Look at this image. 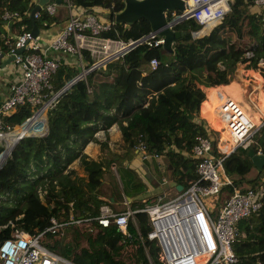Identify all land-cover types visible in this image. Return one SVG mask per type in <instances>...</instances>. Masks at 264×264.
<instances>
[{"label": "trees", "instance_id": "trees-1", "mask_svg": "<svg viewBox=\"0 0 264 264\" xmlns=\"http://www.w3.org/2000/svg\"><path fill=\"white\" fill-rule=\"evenodd\" d=\"M49 1L54 2V11L48 13L43 7L37 11L34 19L38 28H45L56 20L55 1ZM70 2L110 21L109 28L101 32L103 36L136 38L150 30L144 18L125 30L121 22L113 21L114 13L123 6L122 0ZM32 5V0H0V14L4 10L18 14L17 19L9 22L8 29L0 17L1 55L13 47L22 31L30 29L28 11ZM248 5V0H231L229 10L202 35L197 34L202 24L194 17L183 19L173 28L186 32L172 41L170 50L139 43L122 57L89 68L83 78L76 79L55 96L46 112L45 132L23 136L0 163V242L15 226L36 232L48 226L52 218L64 221L69 214L76 218L96 215L101 203H110L111 193L101 185L104 173L111 171V164L122 193L131 197L129 189L139 186L141 181L127 163L138 152L135 146L139 142L146 152L162 156L165 173L185 188L196 177L195 162L190 155L194 137L211 136L205 121L194 113L200 112L204 102V90L199 85L230 82L236 65L245 61L253 64L246 66L257 72L264 70V59L263 63H257L264 57V11L251 12ZM81 56L89 67L93 59L84 49ZM152 57L157 64L149 69L147 62ZM78 72V65L60 58L50 77L49 92L57 91ZM29 113L30 107L21 105L2 120L13 126ZM112 123L119 129L117 142L121 151L96 158L85 154L83 148L90 140L97 142L99 149L105 146L95 132L107 130ZM9 137L7 134L6 140ZM250 147L264 154V122L246 146H237L222 160L224 173L239 190L254 187L262 178L264 164L254 169L246 154ZM73 161L81 173L70 166ZM112 179L113 176L111 186L115 187ZM223 190L230 191V185ZM130 203L141 205L140 200ZM134 218L148 255L157 264V246L145 235L146 214L137 211ZM83 225L88 226L80 229L81 233L76 232L77 226L73 223L57 227L61 230L59 235L48 232V238H54L50 243L44 242L45 246L79 264H147L131 223L127 225L130 236L124 240L113 224L100 226L92 220ZM91 225L98 230L92 232L88 228ZM236 225L239 233L231 245L236 259L231 264H264V192L260 207L239 219ZM63 227H69L70 233L66 234ZM80 241L85 244L78 247Z\"/></svg>", "mask_w": 264, "mask_h": 264}, {"label": "built area", "instance_id": "built-area-1", "mask_svg": "<svg viewBox=\"0 0 264 264\" xmlns=\"http://www.w3.org/2000/svg\"><path fill=\"white\" fill-rule=\"evenodd\" d=\"M32 1L34 3L35 0ZM62 1L66 8V19L61 28L46 42L41 44L39 35L32 37L29 30H25L17 36L13 47L2 54L10 55L13 48L25 47L9 61L15 67V73L9 81L7 95L0 99V140L3 141L0 153L5 152L4 158L10 154L5 149L9 146L13 148L23 136L45 131L46 112L56 92H49L50 77L60 58L70 64L73 61L80 64L82 74L79 78H83L89 68L116 60L139 43L157 46L162 42L161 35L152 30L136 38L103 36L101 32L109 28L110 21L100 19L94 12L85 11L70 0ZM230 2L231 0H198L191 7L189 0H183L182 10L165 9L163 15L169 27L174 26V20L179 22L188 17H194L202 27L212 26L229 10ZM248 2L255 12L264 11V0ZM41 7L51 13L54 11V2L47 1ZM36 14L37 11L33 16ZM0 17L4 21L3 26L8 29L9 22L17 19L18 14L16 11L4 10ZM82 49L93 59L89 67L82 60ZM67 56L76 58L68 61L65 58ZM156 64V58L152 57L147 62V68L153 69ZM67 83L68 81L64 84ZM220 104L219 112L226 113L223 127L226 137H222L220 133L216 140L210 135L198 134L194 137L190 155L195 162L196 177L185 188L173 187L169 193L163 191L154 194L140 201V206H131L129 200L124 199V207L113 210L108 203L103 202L98 207V213L92 217L76 218L69 214L64 221L52 218L48 226L36 232L15 226L9 236L0 242V264H40L42 261L45 264H79L47 248L40 242V238L42 233L44 238H48V232L62 225L73 223L80 226L92 220L100 226L113 224L124 235L123 240L130 236L127 225L131 223L135 237L142 245L147 264H155L148 255L147 245L134 218L137 211L146 214L148 229L145 235L146 239L153 240L157 246V264L233 263L236 258L231 245L239 233L236 223L260 207L264 176L254 187L239 190L224 173L221 163L234 148L249 143L251 135L264 119L260 125L254 126L253 123L248 127L250 118L237 100L226 97ZM21 105L29 106L30 113L18 124H5L3 116L13 113ZM16 127L18 130H14ZM7 134H12L9 140L5 138ZM220 144H227V147L222 149ZM135 148L141 152V158L157 156L155 152H146L140 142ZM227 185H230L231 190L226 191L224 197L218 201L222 189ZM208 195L217 201L214 217L202 201V197Z\"/></svg>", "mask_w": 264, "mask_h": 264}, {"label": "rangeland", "instance_id": "rangeland-1", "mask_svg": "<svg viewBox=\"0 0 264 264\" xmlns=\"http://www.w3.org/2000/svg\"><path fill=\"white\" fill-rule=\"evenodd\" d=\"M262 59H264V57L263 58H260L257 61V63L260 60H262ZM246 63H247V61L242 62V63H239L238 65H236L238 67L237 70H240V72H241L240 73L241 78H238L239 79L238 82L240 84H242L241 86L243 88V89L240 88V90H239V96H236V97L238 99L237 100L238 103L242 106V108L244 109V111L247 114H250V115L253 114V113L256 114V119H255L254 126L256 124L258 126V125H260V123L262 121V118H264V114H260L259 113V106L257 104V101L258 100H257V96H256L255 91L254 92H251V93H248L247 87H249V83H252L253 86H254V84H256V85H259V87H262V86H264V79L262 78V80L261 79L259 80L256 77L257 72L256 71H252V69H250V66H246ZM256 64H254V65H256ZM75 65H77V64H75ZM80 68H81V66L79 64L78 65V69L80 70ZM262 72L264 73V70L258 71V73H260L261 76H262ZM234 78H236V76L235 77L232 76L231 80H233ZM230 83H229V85L230 86H233ZM232 93L235 94V95H237L234 91ZM219 119H221V117ZM206 125H208V124H206ZM209 130H211V136L216 140L217 139V135L220 133V131L214 132V130L211 127L209 128ZM212 130H213V132H212ZM95 136H98L99 137L98 139H101V140L103 139L104 142H105V146L103 148H100L99 149L98 148L99 147L98 143H96V142H94L92 140L91 142H89L84 147V150H86L87 152H89L94 158H96L95 154L97 156L98 155H101V154H104V156H105V155H109L110 153L115 152L117 150L121 151L122 147L119 146L118 145V142H117L118 141V137L113 136V135H110V136L109 135H106L102 129H100L97 132H95ZM136 154L130 159L129 165H131L133 169L138 170V172H136V171L135 172H136V175L138 173V175L140 176L139 177L137 175L138 178H139V181H141L142 186L140 184L139 186H135V187L129 189V192H131L130 193V196H131L130 202H132V201L135 200L134 197L149 196L150 193L155 194L153 192H155L157 189L161 188L160 185H157V186L155 185L154 186V184L156 183L154 179H155L156 176H158L157 175V172H159V176L161 174H163V176H165V159L162 156L159 157V159H161V162L157 165L156 162H155L156 161L155 158H151L149 156L144 157V158H141V152H139V151L136 152ZM145 163L147 164V167H149L148 168L149 171L148 170H144V171L141 170V168H143V164H145ZM109 168H110L111 171H108V173H104V175H103V180L104 181L102 182L101 187L104 190H106L107 192H110L111 193L110 194L111 195L110 197H112V196L114 197L113 201H115V202H112V200H110L111 198H109L110 205H111L110 208L113 209V210H116V209H120L121 207L124 206V204H122L123 198L121 197V195H124V194L122 193L121 183H120V181L118 179V175H117V173L115 171L114 164H111L109 166ZM166 168H167V166H166ZM140 173H142V174H140ZM166 173H168V172H166ZM111 176H113V179L112 180L115 183V187L114 186L113 187L111 186V183H110L111 182V180H110V177ZM129 185H130V183L127 184V188H129ZM151 186H153V188H151ZM39 191L40 190H38V192ZM225 194H226V191L223 190L221 192V194L219 195L218 201L221 200L224 197ZM124 196H126V195H124ZM137 200H139V199H136L135 201H137ZM202 201L206 205L207 209L210 211L211 216L214 217L215 214H216V207L215 206L217 204V201L215 199H213V197L210 196V195L203 196L202 197ZM85 226H88V225L80 224V226H77V231L76 232H78V233L83 232L80 229L86 228ZM91 226L92 227H88V228H90V230L92 232H95L96 230H98L97 227H93V225H91ZM62 230L66 231L65 232L66 234L67 233H70L69 232V227L67 229L65 227H63ZM60 231H61L60 228H57V229H55L52 232H55L54 236H58L59 233H60ZM75 235H76V233H75ZM54 236H50L49 238H44V236H42L40 238V242L43 243V244L46 241L50 243V242H52V239L54 238ZM83 244H85V241H80L78 243V245H79L78 247H80Z\"/></svg>", "mask_w": 264, "mask_h": 264}, {"label": "crops", "instance_id": "crops-1", "mask_svg": "<svg viewBox=\"0 0 264 264\" xmlns=\"http://www.w3.org/2000/svg\"><path fill=\"white\" fill-rule=\"evenodd\" d=\"M55 15H56V20L55 21H53V22H50L49 24H48V26H46L45 28H39V38H40V43L42 44V43H44V42H46L53 34H55L60 28H61V26H62V24L64 23V21H65V19H66V8H65V6L61 3V2H55ZM194 5L191 3V7H193ZM248 9H249V11H251V12H255L256 10L254 9V8H252V6H249L248 5ZM202 28H204V27H202ZM199 31H201V29L199 30ZM8 55H1L0 56V61L1 60H3V59H5L6 57H7ZM68 61H72V60H74L76 57H70V56H67V57H65ZM260 63H263V60H260ZM72 64H74L75 65V62L73 61V62H71V65ZM239 64V63H238ZM237 64V65H238ZM247 64H250V63H246V65ZM250 65H253V64H250ZM7 67V68H6ZM237 66H236V68L234 69V73H233V77H235L236 76V78H234L233 80H230V82H228V83H223V84H217V85H213V86H202V85H199L200 87H202L203 88V90H204V98L202 99V101L204 100V102L202 103V108H201V110H200V112L199 113H196L195 111H194V113L197 115V117H199V118H202L205 122H206V124H208L207 126H208V128H212L213 130H214V132H216V131H220V134H221V136L222 137H224L225 138V136H226V132L225 131H223L222 130V128L224 127V124H225V121H224V119L222 118V116L220 115V110H219V108H218V105H219V103H215L214 102V99H216L215 97H214V93L215 92H220L222 95H223V99L224 98H226V97H231V98H233V99H235V100H238L237 99V95H235V94H233L232 92L233 91H231V90H229L227 87H229L230 85H229V83L231 84V85H238V86H240L241 88H242V84H240L238 81H239V79L238 78H241V76H240V70H237ZM250 69H252V68H250ZM252 71H256V70H254V69H252ZM262 71V70H261ZM257 72V71H256ZM15 73V67L13 66L12 67V64H10V63H7V64H0V99L2 98V97H4L5 95H7V92H8V85H9V81L12 79V77H13V74ZM253 73V72H252ZM263 73V72H262ZM235 75V76H234ZM256 77L260 80H262V78L264 79V77L263 76H261V74L260 73H258L257 72V74H256ZM233 81V82H232ZM252 82V81H251ZM229 85V86H228ZM264 86H262V87H259V85H256V84H254V86H253V84L252 83H249V87H247V90H248V93H251V92H254L255 91V93H256V96H257V104H258V106H259V113L260 114H264V88H263ZM243 89V88H242ZM201 101V102H202ZM199 104H200V102H199ZM248 116H249V118H251V120H255L256 119V117L255 116H253V115H250V114H247ZM221 117V119H219ZM263 119L264 118H262V121H263ZM210 125V126H209ZM17 128V127H16ZM212 130V131H213ZM104 131V133L106 134V135H113V136H116V137H118V134H119V129H118V127H117V124L116 123H112L108 128H107V130H103ZM223 131V132H222ZM9 138H11L12 137V134H9ZM97 138H99L98 136H96ZM92 140H90V141H88L86 144H85V146L89 143V142H91ZM95 142V141H94ZM97 143V142H96ZM84 146V147H85ZM220 146L222 147V149H224L225 147H227V144H220ZM99 148V147H98ZM83 152L85 153V154H87L88 156H90V157H93L89 152H87L86 150H84V148H83ZM256 152H259V150H257ZM260 153V152H259ZM136 154V153H135ZM134 154V155H135ZM138 154V153H137ZM136 154V155H137ZM133 155V156H134ZM95 156L97 157V155L95 154ZM132 156V157H133ZM131 157V158H132ZM159 157L160 156H156L155 157V159H156V164L158 165L160 162H161V159H159ZM94 158V157H93ZM151 158H154V157H151ZM130 161V160H129ZM129 161H128V166L129 167H131L132 168V166L131 165H129ZM123 163L125 164L126 163V161L124 160L123 161ZM70 166L71 167H74L75 169H77L78 171H80V173H81V169L78 167V165L76 164V162L75 161H73L71 164H70ZM254 167V166H253ZM148 168L149 167H147V164L145 163V164H143V168H141V170H148ZM256 167H254V169H255ZM133 169V168H132ZM134 171H136V172H138V170H136V169H133ZM159 170V169H158ZM149 171V170H148ZM140 174H142V173H140ZM137 175H138V173H137ZM157 175L158 176H154L155 177V184H154V186L156 185H160L161 186V188H159V189H157L155 192H153V193H160V192H163V191H165V192H167V193H169V192H171V190H172V188H173V186H165V184H164V182H166V181H168L169 179H171L170 178V174L169 173H165V176H163V174H161L160 176H159V172H157ZM139 176V175H138ZM249 176H251V175H249ZM264 176V167H263V173H262V177ZM140 177V176H139ZM161 180V181H160ZM151 188H153V186H151ZM154 194H152V193H150V195L149 196H139V197H134V199L136 200V199H139L140 201H142L143 199H145V198H149V197H151V196H153ZM121 197L123 198V200L125 199V200H130L131 199V197H127V196H124V195H121ZM111 199L110 200H112V202H115V201H113V199H114V197L112 196V197H110ZM106 203V202H105ZM122 204H123V201H122ZM110 207H111V205H110V203L108 204ZM124 207V206H123ZM123 207H121V208H123ZM120 208V209H121ZM77 226H79V225H77Z\"/></svg>", "mask_w": 264, "mask_h": 264}, {"label": "water", "instance_id": "water-1", "mask_svg": "<svg viewBox=\"0 0 264 264\" xmlns=\"http://www.w3.org/2000/svg\"><path fill=\"white\" fill-rule=\"evenodd\" d=\"M49 0H35L33 5L28 11V17L31 20V27L29 29L30 36L36 37L39 35V28L35 23L33 13L38 11L42 4L46 3ZM55 2H60L61 0H54ZM123 6L120 10L114 13L113 21L121 22L123 24V30H125L130 24L137 21L140 18H144L149 23V28L152 31H155L157 35H161L162 42L157 46H160L166 50L171 49V43L177 37L183 35L185 30H177L172 27H169L165 21L163 10L165 9H175L182 10L184 8L183 0H122ZM178 21L173 22V25ZM211 29V26H208L206 31H197L198 35L206 34ZM193 34V33H192ZM24 46L15 47L12 49L10 55L5 59L0 61V64H7L11 61L15 54H20L24 50ZM95 67V66H94ZM82 74V71L79 72L71 78L67 84H64L60 89L55 92L57 96L61 91L70 86L72 82L79 78ZM47 128V119L45 120ZM46 130V129H45ZM45 132V131H44ZM12 147L9 146L6 152L11 151ZM246 154L250 157L251 163L256 168H261L264 164V154L255 152L251 147L247 149ZM5 152L0 153V163L3 161ZM161 181V180H160ZM165 186H173L176 189H181L182 185L175 183L173 180L169 179L164 182ZM128 197V196H127ZM129 198V197H128Z\"/></svg>", "mask_w": 264, "mask_h": 264}, {"label": "bare ground", "instance_id": "bare-ground-1", "mask_svg": "<svg viewBox=\"0 0 264 264\" xmlns=\"http://www.w3.org/2000/svg\"><path fill=\"white\" fill-rule=\"evenodd\" d=\"M198 0H189V3L191 4H195L196 2H197ZM206 28H208V25L206 26V27H204L203 29H206ZM240 86H238V85H233V86H229L228 87V89L229 90H231V91H234L236 94H237V96H239V90H240ZM215 95H214V97L216 98V99H214V102L217 104V103H219V105H218V108H219V110H220V102L223 100V95L220 93V92H215L214 93ZM220 115L222 116V118L223 119H225L226 118V113L224 112V111H221L220 112ZM251 115H253V116H255L256 117V114L255 113H253V114H251ZM253 123H255V120H251V118H250V122H249V126L248 127H250L251 125H253ZM14 130H16V128L14 129ZM222 130L223 131H225V129L224 128H222ZM222 131V132H223ZM226 132V131H225ZM6 137V136H5ZM189 210H191V207H189ZM43 235H44V233H42ZM42 235V236H43ZM40 264H45L43 261L40 263Z\"/></svg>", "mask_w": 264, "mask_h": 264}, {"label": "clouds", "instance_id": "clouds-1", "mask_svg": "<svg viewBox=\"0 0 264 264\" xmlns=\"http://www.w3.org/2000/svg\"><path fill=\"white\" fill-rule=\"evenodd\" d=\"M201 28H202V27H201ZM201 28H200V29H201ZM263 122H264V121H263ZM263 122H262V123H263Z\"/></svg>", "mask_w": 264, "mask_h": 264}]
</instances>
